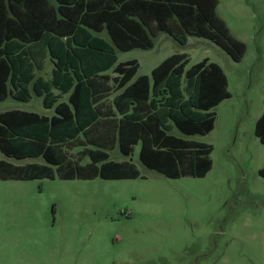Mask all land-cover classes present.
<instances>
[{
    "label": "trees",
    "instance_id": "obj_1",
    "mask_svg": "<svg viewBox=\"0 0 264 264\" xmlns=\"http://www.w3.org/2000/svg\"><path fill=\"white\" fill-rule=\"evenodd\" d=\"M217 6L218 0H0V101L28 102L33 94L53 110L51 117L0 113V153L42 160L20 166L0 159V180L144 179L130 161L109 156L116 148L130 157L138 143L146 170L167 179L205 177L213 147L192 138L214 129L216 107L231 98L222 68L208 58L187 68L188 54L174 53L149 76H137L138 62H118L117 52L150 50L162 33L180 47L189 37L207 39L240 62L246 45ZM47 58L50 80L36 74ZM254 135L264 145V110ZM258 175L264 178V164Z\"/></svg>",
    "mask_w": 264,
    "mask_h": 264
},
{
    "label": "rangeland",
    "instance_id": "obj_2",
    "mask_svg": "<svg viewBox=\"0 0 264 264\" xmlns=\"http://www.w3.org/2000/svg\"><path fill=\"white\" fill-rule=\"evenodd\" d=\"M218 3L246 45L240 62L207 39L180 47L164 34L150 50L118 52L119 62H139V74L174 53L188 54L187 68L205 58L222 68L231 98L216 107L215 128L193 138L213 147L209 173L167 179L141 166L135 146L110 159L131 161L144 179L0 180V264H264V145L254 135L264 110V0ZM10 109L46 114L37 97L0 102V112ZM31 161L42 162L19 164Z\"/></svg>",
    "mask_w": 264,
    "mask_h": 264
},
{
    "label": "crops",
    "instance_id": "obj_3",
    "mask_svg": "<svg viewBox=\"0 0 264 264\" xmlns=\"http://www.w3.org/2000/svg\"><path fill=\"white\" fill-rule=\"evenodd\" d=\"M219 4V3H218ZM217 9H218V6H217ZM218 13V12H217ZM219 15V14H218ZM220 16V15H219ZM221 17V16H220ZM222 18V17H221ZM223 19V18H222ZM224 21H225V19H223ZM226 22V21H225ZM226 24H227V22H226ZM227 26H228V24H227ZM228 28H229V30H230V32H231V34L235 37V38H237V39H239V40H243V39H241L240 37H239V35H237V33H234V32H232V30L230 29V27L228 26ZM160 35H163L162 33H160V34H158L156 37H158V36H160ZM165 35V34H164ZM99 36L100 37H102V38H104V39H106V40H108V37H107V35L105 34V33H101V34H99ZM167 36V35H166ZM155 37V38H156ZM168 37V36H167ZM154 38V39H155ZM170 38V37H169ZM171 39V38H170ZM154 47V46H153ZM135 50H137V49H135ZM133 51V50H132ZM143 51H146V50H143ZM130 52V51H129ZM117 57H118V52H117ZM131 60H135V59H131ZM128 61V60H127ZM137 61V60H136ZM119 62V61H118ZM125 62V61H124ZM138 62V61H137ZM162 62V61H161ZM160 62V63H161ZM160 63H158V64H160ZM138 64H139V62H138ZM157 64V65H158ZM157 65H155L151 70H150V73H151V71L157 66ZM47 67H50V76L48 77V78H45L44 77V75L42 74V72H44L45 71V69L47 68ZM139 69H140V65H139ZM139 69H138V72H139ZM52 70H53V64H52V62L50 61V59L49 58H47L45 61H44V68H43V70H41V71H38V72H36V74H37V76H41L44 80H50L51 79V77H52ZM137 72V76H149L150 75V73L149 74H139ZM106 74H108L110 77H113L114 75L112 74V72L111 71H108ZM55 94H58V92L57 91H55ZM34 97H36L35 95H33L32 94V97H31V99L28 101V102H21V103H29L30 101H32V99L34 98ZM8 98H10V99H12L11 97H7L5 100H7ZM37 98H40V97H37ZM113 98V96L111 95L110 97H109V100L111 101V99ZM4 100V101H5ZM13 100V99H12ZM66 100H67V95H61V97L59 98V102H62V101H64V102H66ZM13 101H16V100H13ZM0 102H2V101H0ZM17 102H19V101H17ZM41 103H42V98H41ZM222 103V102H221ZM220 103V104H221ZM219 104V105H220ZM218 105V106H219ZM42 107H43V104H42ZM43 109L46 111V114H39V115H43V116H48V117H51L52 115H53V110L52 109H45L44 107H43ZM10 110H20V109H10ZM6 111H9V110H6ZM20 111H25V110H20ZM3 112H5V111H3ZM25 112H32V111H25ZM49 112H50V114H49ZM0 113H2V112H0ZM34 113H36V112H34ZM38 114V113H37ZM214 128H215V126H214ZM193 139V138H192ZM135 146H139V150H140V143H138L137 145H135ZM134 146V147H135ZM134 147H133V150H134ZM118 151L116 148L113 150V151ZM78 151H80V148H76V149H74L71 153H77ZM113 151H110V152H113ZM110 152H109V156H110ZM133 152V151H132ZM120 154V153H119ZM139 154V153H138ZM121 155V154H120ZM122 156V155H121ZM124 157V156H123ZM129 158V157H128ZM7 158H5L4 160H6ZM39 159V158H38ZM8 160H12V159H7V161ZM25 160H33V159H25ZM14 162H12V161H8V162H10V163H13V164H15V165H25V164H29V163H39V162H35V161H31V162H28V163H25V164H19V162H21V161H16V160H13ZM22 161H24V160H22ZM115 161V160H114ZM124 161H126V160H124ZM89 162V160L87 159V158H85V159H83V161L81 162L82 164H86V163H88ZM118 162H122V161H118ZM131 162V161H130ZM42 163V162H41ZM132 163V162H131ZM134 164V163H133ZM135 165V164H134ZM136 166V165H135ZM142 166V165H141ZM146 177V176H145Z\"/></svg>",
    "mask_w": 264,
    "mask_h": 264
}]
</instances>
